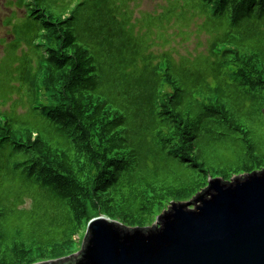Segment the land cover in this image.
<instances>
[{"label":"trees","instance_id":"1","mask_svg":"<svg viewBox=\"0 0 264 264\" xmlns=\"http://www.w3.org/2000/svg\"><path fill=\"white\" fill-rule=\"evenodd\" d=\"M134 2L14 0L27 16L0 55V264H66L99 215L158 228L209 188L185 177L206 170L198 142L249 143L240 113L264 103V0H166L141 17ZM171 28L205 35L204 51L176 57ZM30 198L43 208L27 211Z\"/></svg>","mask_w":264,"mask_h":264},{"label":"water","instance_id":"2","mask_svg":"<svg viewBox=\"0 0 264 264\" xmlns=\"http://www.w3.org/2000/svg\"><path fill=\"white\" fill-rule=\"evenodd\" d=\"M247 174L214 178L195 200L172 203L158 228L100 215L66 264H264V171Z\"/></svg>","mask_w":264,"mask_h":264},{"label":"rangeland","instance_id":"3","mask_svg":"<svg viewBox=\"0 0 264 264\" xmlns=\"http://www.w3.org/2000/svg\"><path fill=\"white\" fill-rule=\"evenodd\" d=\"M165 1L166 0H135L133 3L135 4V17H141V12L144 11L155 12L156 10H160L161 5L165 3ZM25 16H27L25 7L19 8L16 3H14V0H0L1 56L5 54L4 49L14 39V34L12 32L13 24L25 20ZM9 18L13 20L11 24L7 22ZM192 30L194 29L192 28ZM169 31L172 33L173 38H175L174 41L171 42V46L176 48L178 53L176 57L179 58L181 55H189V52L196 54L199 51H204V46L206 45L205 35L198 37L196 32L182 34L177 31L176 28H171ZM202 41L204 43L201 45ZM23 49L28 50V47L25 46L24 48H20L18 53L22 54ZM19 97L18 94L12 95V100L9 101V104L5 107L9 108L10 104L19 99ZM261 108H264V103L260 106L256 104L253 107H248L243 113H240L242 117L240 121L249 131V143L243 140V135L229 132H226L224 136L220 137L206 135L204 139L198 142L197 147L198 153L200 154V161L205 162L204 168H206V170L204 173L198 170H189L185 176L187 180L195 175L196 178L205 180L207 186H209L210 181L214 178H223L225 176L226 180H231L238 175L264 168V113L261 111ZM20 110L24 111L22 108H20ZM221 130L224 131V129ZM186 201H189V199ZM170 205H172V203ZM25 208L27 211L42 209L43 204L41 208L34 209L33 200L30 198L27 199ZM13 220H15V218H13ZM35 220L37 223L41 221L37 215H32L31 213L24 217V222L28 224ZM80 249L72 254L78 253Z\"/></svg>","mask_w":264,"mask_h":264}]
</instances>
